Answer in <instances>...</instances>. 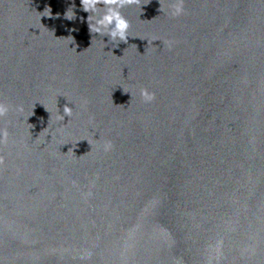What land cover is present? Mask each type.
<instances>
[{
  "label": "water",
  "instance_id": "water-1",
  "mask_svg": "<svg viewBox=\"0 0 264 264\" xmlns=\"http://www.w3.org/2000/svg\"><path fill=\"white\" fill-rule=\"evenodd\" d=\"M161 2L0 0V264H264V0Z\"/></svg>",
  "mask_w": 264,
  "mask_h": 264
},
{
  "label": "clouds",
  "instance_id": "clouds-1",
  "mask_svg": "<svg viewBox=\"0 0 264 264\" xmlns=\"http://www.w3.org/2000/svg\"><path fill=\"white\" fill-rule=\"evenodd\" d=\"M149 3H151V0H147L146 3L143 2V0H81L82 11L90 13V15L87 18V22L89 26V31L91 34H93V37L95 36V34H99L102 37L109 36L110 41L112 42L119 41L125 44L128 43L130 37L129 33H130L131 24L130 21L123 15L121 10L124 9L125 7L133 6V5L140 7L142 10L141 6L143 4H149ZM159 3L161 5V8L159 10L164 12L165 10L161 0H159ZM100 6H104L106 8V11L104 12L103 15L100 16L94 15L99 11ZM74 8H75V4L73 3L72 7L69 8L68 11L64 14L65 19L67 20L76 19V13L73 10ZM37 13L39 14L40 24L42 17L59 18L60 15L59 13H57L56 16L53 17L52 9L50 7H46L43 12H37ZM167 14L171 18H179L185 15L186 14L185 0H173V2L169 5V10ZM81 20H83V17H81ZM72 31H76V29H73ZM61 38H65V37H61ZM66 38H68L71 41L70 44H75L74 37L68 36ZM93 40L94 39L92 38V42ZM133 45L137 47V45L135 44ZM73 49L76 51L75 48ZM123 90L125 93L129 92L126 91L125 89ZM139 94L145 104L153 103L156 100V93L150 91L148 88H141ZM132 95L133 94L131 93V96ZM10 110L11 109L8 104L4 102H0V118L5 117ZM15 110L18 113L22 114L24 113V106L22 104L18 105L16 106ZM33 114L34 112L30 116H32ZM72 116H73V108L70 107L68 104H65L63 108V114L57 115L56 119L58 121L63 122L65 120V117L71 118ZM29 125L31 126V128L34 127V125L31 124ZM8 138H9L8 130L6 128L0 129V144L7 143ZM84 140H87L89 144L92 145V141L88 139H84ZM114 147L115 145L111 140H105L102 144V149L105 153L111 152L114 149ZM69 151L72 150L70 149ZM88 153H86L85 155H87ZM5 166H6V157L2 152H0V169H3ZM91 195H92L91 192L85 194L86 197ZM220 245H222V241L218 242V246ZM92 255L93 254L91 251H86L85 253L82 254L81 259L82 260L90 259ZM176 264H180V261L177 260Z\"/></svg>",
  "mask_w": 264,
  "mask_h": 264
}]
</instances>
